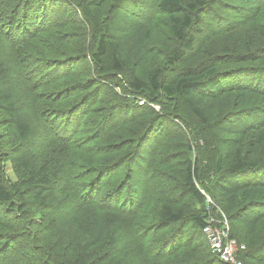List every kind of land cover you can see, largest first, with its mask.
<instances>
[{
	"label": "trees",
	"instance_id": "trees-1",
	"mask_svg": "<svg viewBox=\"0 0 264 264\" xmlns=\"http://www.w3.org/2000/svg\"><path fill=\"white\" fill-rule=\"evenodd\" d=\"M220 1L0 0V264H231L223 213L264 264V37L214 52Z\"/></svg>",
	"mask_w": 264,
	"mask_h": 264
},
{
	"label": "rangeland",
	"instance_id": "rangeland-1",
	"mask_svg": "<svg viewBox=\"0 0 264 264\" xmlns=\"http://www.w3.org/2000/svg\"><path fill=\"white\" fill-rule=\"evenodd\" d=\"M228 1L229 2L227 4H223V0L219 2L220 8L218 7L219 12L217 11L216 18H217V20L220 21L221 27L225 26L228 22L227 21L228 16L225 14V12L222 9H225L227 12H229V9L232 10L231 4L233 3V0H228ZM248 1H249V3H243L241 5L242 9L238 10L237 15L235 16L234 22L228 24V27L225 28L228 30H226L224 32L223 37L212 35L211 36L212 38L208 40L207 45L209 47H212L213 48L212 50H214V52H222L223 45H225L226 43H229V42L231 44H235V43H239V41L242 39V41L248 46L249 40H252L256 43V42H258L257 39L264 37V5H263V7H258V3L255 0H252L254 8L255 9L258 8L259 13H257L254 16H248V14L244 10H252L253 9L252 1L251 0H248ZM213 21L215 22L214 18H213ZM162 35L165 37V41H164L165 44L164 45L166 46L169 44L168 43L169 42L168 41L169 40L168 35L164 31H162ZM159 38L161 39L160 36H158L157 39H159ZM153 41H154V43H156L155 39ZM202 57H203V55H201V58ZM133 60H135V59H133ZM137 60L144 63V61L141 58L137 59ZM139 66H140L139 64L133 63V68L135 70H137L139 68ZM138 99L140 100V103L145 104V100L142 101L141 98H138ZM225 100H226V102H229L232 99L226 98ZM151 106L154 107L158 111L161 109V106L159 104H156V103H151ZM172 121L177 123L179 126H181L182 125L181 124V115L179 117L177 116V114L174 115L172 117ZM217 138H219V137H215V140H217ZM165 163H166V161H161V164L159 166L161 167ZM2 164H3L2 171L7 176H9V178H11L10 175L12 174V170H11V167L9 165V162H3ZM185 203L187 204V200L183 201L184 207H185ZM223 219L227 220L224 213H223ZM228 226H229V224H228ZM239 235L241 236L240 233H239ZM151 262L152 261L150 259V256L147 255L143 258L141 264H152Z\"/></svg>",
	"mask_w": 264,
	"mask_h": 264
},
{
	"label": "built area",
	"instance_id": "built-area-1",
	"mask_svg": "<svg viewBox=\"0 0 264 264\" xmlns=\"http://www.w3.org/2000/svg\"><path fill=\"white\" fill-rule=\"evenodd\" d=\"M207 200L210 202L209 198ZM203 231L213 252L217 253L222 260L231 264H242L238 254L245 246L229 237V226L226 219L217 220L211 218Z\"/></svg>",
	"mask_w": 264,
	"mask_h": 264
},
{
	"label": "bare ground",
	"instance_id": "bare-ground-1",
	"mask_svg": "<svg viewBox=\"0 0 264 264\" xmlns=\"http://www.w3.org/2000/svg\"><path fill=\"white\" fill-rule=\"evenodd\" d=\"M12 1V0H11Z\"/></svg>",
	"mask_w": 264,
	"mask_h": 264
}]
</instances>
